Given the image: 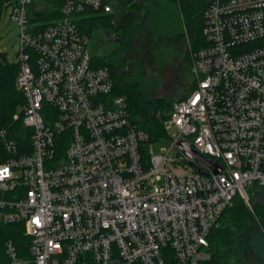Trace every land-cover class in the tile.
I'll return each instance as SVG.
<instances>
[{
  "label": "built area",
  "instance_id": "obj_1",
  "mask_svg": "<svg viewBox=\"0 0 264 264\" xmlns=\"http://www.w3.org/2000/svg\"><path fill=\"white\" fill-rule=\"evenodd\" d=\"M42 3L0 0L20 26L15 86L25 99L22 140L0 115V225L29 240L24 256L5 242L9 264L206 262L235 199L254 212L264 193V0H207L196 86L173 104L159 155L151 144L143 152L149 134L76 22L87 10L114 13L116 0H63L51 22L30 12ZM182 140L221 172L200 163V174Z\"/></svg>",
  "mask_w": 264,
  "mask_h": 264
},
{
  "label": "trees",
  "instance_id": "obj_2",
  "mask_svg": "<svg viewBox=\"0 0 264 264\" xmlns=\"http://www.w3.org/2000/svg\"><path fill=\"white\" fill-rule=\"evenodd\" d=\"M145 1L116 0L114 13L98 14L93 10H87L86 15L76 18V22L89 38L97 29H111L121 32L123 43V35L141 18H145V21L148 22H168L164 14L157 15V19L153 18ZM147 1L151 3L155 0ZM62 4L63 0H43L40 10L37 9V4H34L30 8V12L37 20L51 22L61 17L59 9ZM207 6V0H184L182 2L183 17L180 14L182 29L184 30L183 27H185L194 49H198L204 44L202 30ZM2 11L3 7L0 4V16ZM97 61L99 66H107L111 70L114 79V93L127 98L133 123L149 134L148 142L142 145L143 152L146 153V147L151 144V140L167 138L165 122L170 116L173 104L178 100L172 104L163 100L147 101L141 87L130 83L123 77L120 54H117V51H114L110 56L97 57ZM18 71L19 65L11 66L0 59L1 119L3 125L8 127L12 134H15V138L22 140L23 124L21 120L13 119L14 114L19 112L25 103L23 94L15 86ZM195 86L196 84L191 90ZM261 193L263 194V192ZM257 220L264 224V197L258 201L255 200L254 212H251L240 198H236L233 206L226 210L222 216L221 226L211 232L209 237L210 258L202 264H238L234 258V249L239 242V237L248 233L252 225L256 226ZM22 231L21 226L0 225V264H9L4 250L5 242L8 240H13L21 255H26L25 251L29 240L24 237Z\"/></svg>",
  "mask_w": 264,
  "mask_h": 264
},
{
  "label": "rangeland",
  "instance_id": "obj_3",
  "mask_svg": "<svg viewBox=\"0 0 264 264\" xmlns=\"http://www.w3.org/2000/svg\"><path fill=\"white\" fill-rule=\"evenodd\" d=\"M183 1L150 3L146 0L153 18L164 14L168 22H148L141 18L123 35L121 45L114 37L121 32L115 30L100 28L90 37L88 49L93 56H110L114 51L120 54L123 77L139 85L149 102L163 100L172 104L187 96L196 83L192 66L194 48L181 25ZM19 34L20 26L11 20L10 9H4L0 16V59L11 66L19 64ZM19 117L17 112L13 119L16 121ZM150 143L155 155L171 145L164 138L153 139ZM263 197L264 193L258 192L254 200ZM234 258L238 264H264V224L257 220L256 226L252 225L248 233L239 237Z\"/></svg>",
  "mask_w": 264,
  "mask_h": 264
},
{
  "label": "water",
  "instance_id": "obj_4",
  "mask_svg": "<svg viewBox=\"0 0 264 264\" xmlns=\"http://www.w3.org/2000/svg\"><path fill=\"white\" fill-rule=\"evenodd\" d=\"M114 37L117 42L122 43V37L120 35H114ZM179 146L181 150L184 152V154L191 159L189 164L195 167L200 174L207 175V170L202 165H200V163L208 167L216 166L217 168L214 170V172L215 173L221 172V168L218 166V163L216 161L209 160L203 157L201 154H199L197 151H195L190 147L188 141L182 140L179 143Z\"/></svg>",
  "mask_w": 264,
  "mask_h": 264
},
{
  "label": "clouds",
  "instance_id": "obj_5",
  "mask_svg": "<svg viewBox=\"0 0 264 264\" xmlns=\"http://www.w3.org/2000/svg\"><path fill=\"white\" fill-rule=\"evenodd\" d=\"M5 169H7V168H5ZM5 169H3V170H5ZM7 175H8V170H7V173L0 175V179H2L4 176H7Z\"/></svg>",
  "mask_w": 264,
  "mask_h": 264
},
{
  "label": "snow or ice",
  "instance_id": "obj_6",
  "mask_svg": "<svg viewBox=\"0 0 264 264\" xmlns=\"http://www.w3.org/2000/svg\"><path fill=\"white\" fill-rule=\"evenodd\" d=\"M5 173H7V169L3 170V173H0V175L5 174Z\"/></svg>",
  "mask_w": 264,
  "mask_h": 264
}]
</instances>
